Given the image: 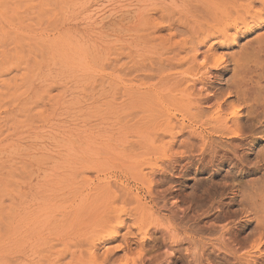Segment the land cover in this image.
Segmentation results:
<instances>
[{
	"label": "rangeland",
	"instance_id": "obj_1",
	"mask_svg": "<svg viewBox=\"0 0 264 264\" xmlns=\"http://www.w3.org/2000/svg\"><path fill=\"white\" fill-rule=\"evenodd\" d=\"M263 111L260 0H0V264H264Z\"/></svg>",
	"mask_w": 264,
	"mask_h": 264
},
{
	"label": "bare ground",
	"instance_id": "obj_2",
	"mask_svg": "<svg viewBox=\"0 0 264 264\" xmlns=\"http://www.w3.org/2000/svg\"><path fill=\"white\" fill-rule=\"evenodd\" d=\"M261 1V3H262V5H263V7H264V0H260ZM225 24V25H224ZM224 24L222 25L223 26V28H221V26L217 29V31L218 32H220L221 33V35L223 36V35H225L226 33H227V31H226V26H227V24H226V22L224 21ZM235 97H236V99L237 100H239V98L235 95ZM224 102L222 103V104H225V105H227V106H230V107H233V109L231 110V115H230V118L229 119H231L230 121L231 122H239L240 121V118L238 117V115H239V113H240V111L243 109L241 106H240V104H238V105H234V104H230V103H227L226 101H227V99H224L223 100ZM222 104H219V106H222ZM218 111H219V108L217 109V113L215 114V116L216 115H218ZM261 114H262V116L264 117V111L263 112H261ZM228 133L229 134V142L228 143H220V145L222 146V147H225V146H230V147H233L232 149H226V150H224L225 151V153L223 154V155H226L228 152H230L234 157H236V158H239L238 157V155H236V152L241 148V146H242V141L245 139V136L243 135V133H238L237 132V130H229V129H227V130H223V131H221L220 133ZM238 141V143H232L233 141ZM212 152H214V151H208L207 153H212ZM201 155H202V157H204L205 156V153H204V148L202 149V152H201ZM240 159V158H239ZM188 164V163H187ZM157 239V238H156ZM198 264H200V262H198Z\"/></svg>",
	"mask_w": 264,
	"mask_h": 264
}]
</instances>
